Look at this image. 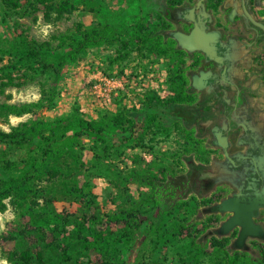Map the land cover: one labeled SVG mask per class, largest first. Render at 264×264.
<instances>
[{"label":"rangeland","instance_id":"1","mask_svg":"<svg viewBox=\"0 0 264 264\" xmlns=\"http://www.w3.org/2000/svg\"><path fill=\"white\" fill-rule=\"evenodd\" d=\"M60 2L72 10L50 24L30 0H0V105L36 103L50 89L54 94L50 105L30 114L0 109V131L38 122L49 130L82 119L100 123L103 139L57 140L52 146L58 152L47 157L39 138L29 145L0 139V182L26 177L24 187L0 195V236L12 239L0 241V264L7 258L18 264H227L225 252L209 241L232 232L221 233L229 215L215 207L236 190L226 174L225 184L220 181L226 160L212 137L201 133L204 101L192 89L198 104L165 105L180 91L178 55L161 58L151 53L150 42H139L148 35L172 37L169 14L176 13L164 0L54 3ZM104 26L112 28L106 42L67 58L58 74L59 58L71 52L69 41L36 59L21 58L33 41L57 47L60 35L79 39L78 30ZM6 162L17 165L8 169ZM148 180L155 181V191ZM120 209L141 213L138 230L102 227L105 216ZM261 227L263 235L249 246L230 242L226 252L242 255L236 264H264Z\"/></svg>","mask_w":264,"mask_h":264},{"label":"flooded vegetation","instance_id":"2","mask_svg":"<svg viewBox=\"0 0 264 264\" xmlns=\"http://www.w3.org/2000/svg\"><path fill=\"white\" fill-rule=\"evenodd\" d=\"M197 1L183 0L180 5L169 9L176 13L169 14L171 20L175 21L169 28L173 33L188 35L196 24L204 33L217 34L216 40L210 43L216 53L212 59L205 58L201 50L188 52L178 45L176 47L177 51L185 52L187 66L193 65L196 57L199 58L195 72L187 73L189 88L198 94V98L202 97L204 102L213 104L210 111L204 112L207 118L200 126L201 133L207 132L215 142L213 129L217 128L221 136L227 139L226 151L235 163V166H231L225 159L228 171L236 172L235 178L240 177L246 183L242 185L240 197L253 201L259 195L261 198L258 199L264 201L263 178L256 193L246 190L254 183L253 176L258 175L255 170H250V166L252 168L257 164L250 146L257 145L249 136L248 122L252 115L264 118V32L251 24L243 13L244 7L249 16L264 27V0H222L219 4L218 0H211V3L204 0L199 7L196 6ZM171 2L175 3L173 0ZM176 3H180V0ZM210 5H215V9L209 8ZM179 12L182 14L177 17ZM200 72H209L211 76L197 90L192 88V76ZM232 146L239 147L237 152L232 153L236 149ZM229 177L232 180L231 175ZM258 206L264 207L261 204ZM261 224L264 226V218Z\"/></svg>","mask_w":264,"mask_h":264},{"label":"trees","instance_id":"3","mask_svg":"<svg viewBox=\"0 0 264 264\" xmlns=\"http://www.w3.org/2000/svg\"><path fill=\"white\" fill-rule=\"evenodd\" d=\"M34 5L41 7L44 9V13L46 15V22L50 24H54L59 21L63 15L70 14L72 7H68L67 4L60 2L59 4H55L54 2L57 0H30ZM193 1V0H189ZM222 0H218V4ZM167 9H172L175 6H178L183 2L180 0V3H172L171 0H164ZM212 2L211 0L209 1ZM217 5V4H216ZM68 7V8H67ZM209 8L215 9V5H210ZM81 34L79 39L72 38L69 35H60L57 41L60 44L57 47H53L50 42H31V46L23 49L21 52V58L23 60H33L41 55L51 53L55 49L63 48L64 44L69 41L72 43L71 46H68L71 49L70 54L66 55V57H60L57 65V69L54 70L56 74H58V70L62 67L64 63L67 62V58L73 59L75 55L86 51L89 48H93L95 46L101 45L106 42L107 38L112 33V28L110 26H104L99 31L94 29L92 30H84L79 31ZM140 34L142 32H139ZM139 42L144 45H147L148 42L151 43L150 51L152 54L161 57V58H170L173 55H178L179 62L177 65V70L174 74L175 79L180 83V91L178 94L170 98L165 102V105H173V106H187L191 107L197 102V95L194 94L192 89H189V75L187 73L195 72V65L198 63L199 58L196 57L194 60V64L191 66L186 65L185 52L177 51V43L173 39V37L167 34H156V35H148L143 38H139ZM54 65L43 66L44 70L52 69ZM12 82L7 84V87H10ZM188 87V88H187ZM189 90V91H188ZM52 89L47 92H43L41 99L32 104H23L21 106H13V105H0V109L6 111L9 114L15 116H21L24 114H30L34 112V109H43L52 103L54 98V94ZM154 101V100H153ZM213 107V104L210 102H204L203 105L200 106L202 111H210ZM48 133V135H46ZM104 133V128L100 123L97 122H89L82 119H75V121L71 124L61 125L56 124L55 127L51 129H47L45 124L42 122L34 123V124H20L16 127L11 128L10 132L5 133L0 131V139L2 141H9L12 143L18 142H26V145H29L33 139L39 138L43 143L47 144L45 149H41L42 154L47 157L50 155H55L58 150L55 146H52L54 142L57 140L63 141L66 144H74L79 142L80 140H89V139H99L102 137ZM193 132H191L192 134ZM190 134V135H191ZM46 135V136H45ZM103 138H100L102 141ZM51 145V146H48ZM28 147V146H27ZM30 153V151H28ZM16 163H8L4 165L5 168H15ZM33 169L37 170L39 165V160H34ZM26 185V177H21L20 179H11L8 181L0 182V189L2 194L0 195H8L13 188L24 187ZM148 185L155 191L156 185L154 180H148ZM224 198V197H223ZM223 198H220L216 201V203L220 202ZM160 196L157 195V192H154L152 201L155 207L160 205ZM203 203H212V200H205ZM141 213L137 210H127L120 209L117 213L112 215H106L105 221L102 223V227L106 229L110 225L116 226L119 230H138L140 227L138 217ZM104 229H101L103 231ZM105 233V230H104ZM103 233L101 239L105 238V234ZM239 233L238 229L232 230L229 236L223 237L221 239L211 238L209 241L210 247L213 249H218L222 252H225L226 262L227 264H236L238 261L242 259V255L240 252H232L228 254L226 252V248L229 246L230 242L237 238ZM128 239V238H127ZM14 240V239H13ZM1 242L12 241V239H8L4 236H0ZM102 243V241L100 242ZM255 244L252 243L251 246ZM93 247V244L91 245ZM261 260L264 263V246L262 247V251H260ZM245 256V254H244ZM243 256V257H244ZM21 261V260H20ZM8 264H18V261L7 258Z\"/></svg>","mask_w":264,"mask_h":264},{"label":"water","instance_id":"4","mask_svg":"<svg viewBox=\"0 0 264 264\" xmlns=\"http://www.w3.org/2000/svg\"><path fill=\"white\" fill-rule=\"evenodd\" d=\"M204 0H198L196 6L199 7ZM243 13L251 24L260 28L264 32V27L255 22L243 7ZM177 45L188 52L201 50L205 58H215L216 53L212 43L217 38L216 33H204L196 24L190 34L186 35L180 32L172 34ZM216 60V59H215ZM208 76L206 73H200V76L192 77V88L200 90L203 87L202 79ZM215 143L223 150L224 158L233 164L229 157L227 148V139L221 136V133L214 134ZM264 205L263 199L245 200L240 195L228 197L218 203L215 207L218 213H231V215L221 224L220 231L223 235L229 233L235 228H239V233L235 239V246L241 248L247 238H256L263 235V230L255 225L251 219L258 205Z\"/></svg>","mask_w":264,"mask_h":264},{"label":"crops","instance_id":"5","mask_svg":"<svg viewBox=\"0 0 264 264\" xmlns=\"http://www.w3.org/2000/svg\"><path fill=\"white\" fill-rule=\"evenodd\" d=\"M200 73H202V72H200ZM203 73H205V74L207 73L208 76H206L204 79L201 78L202 83H204L203 81H206L211 76V73H209V72H203ZM193 76H200V74H195ZM240 111L241 110H238V112H240ZM213 130H214L213 131L214 134H215V132L220 133L219 131H217V128L216 129L214 128ZM248 130H249L248 131L249 136L252 137V139L254 140V143H255L254 145H257V146H250V152L253 154V158L254 157L257 158L256 159L257 164L255 163L252 166V168L250 166V170H253V171L255 170V172H258V175L253 176V179H254L253 182L254 183H252L251 186H248L246 190H249L251 192L253 191L254 193H256L258 191L257 188L259 186V182H261L262 178L264 179V118H259V117L252 115L251 118L249 119V122H248ZM232 147L236 148L235 151H233L232 153L237 152V148H239V147H237V146H232ZM244 148L245 147H242V149H244ZM233 165L235 166L234 160H233ZM225 174L227 176L234 174V175H231V177H232L233 182L236 183V184L233 183L232 184L233 186L229 187V188L235 189L236 192H233L232 195H230V196L227 195L226 198L232 197L234 195L235 196L239 195L242 188H243L242 185H246V183H243L240 177L235 178L237 173L228 171L227 167L225 166V167L221 168L220 173H219V176H221L220 181H222L223 184H225L223 181V178H226ZM258 198H261V197L259 195H256L255 199L257 200ZM225 214H228L229 216L231 215V213H225ZM263 218H264V207L263 206H257L254 214L251 216V219L255 225H257L261 228V230H263V228L261 227V219H263ZM237 229H239V228H237ZM255 240H256V238H247L244 242V245L249 246L251 241H255Z\"/></svg>","mask_w":264,"mask_h":264}]
</instances>
